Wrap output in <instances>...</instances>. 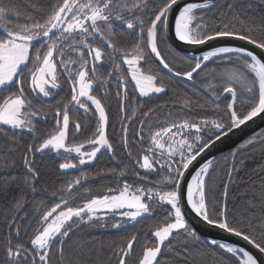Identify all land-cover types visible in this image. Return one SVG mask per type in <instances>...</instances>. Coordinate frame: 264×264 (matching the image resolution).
I'll use <instances>...</instances> for the list:
<instances>
[{
	"label": "snow or ice",
	"instance_id": "obj_1",
	"mask_svg": "<svg viewBox=\"0 0 264 264\" xmlns=\"http://www.w3.org/2000/svg\"><path fill=\"white\" fill-rule=\"evenodd\" d=\"M260 2L264 4V0ZM216 6L217 0H51L49 10L43 15H25L23 22L12 23L8 19L10 14L20 16L21 13L11 6V0H0V132L4 131L2 126H7L13 137L23 132L32 134V142L26 145L23 157L26 168L23 182L31 186L32 192L37 190L33 182L39 176L34 166L37 153H54L62 158L63 162L58 164L62 174L91 164L102 150L116 159L115 148L106 131L108 113L102 99L95 94L94 84L105 88L110 83L109 77L115 76L118 89L124 90V99L128 97V84H134L133 91L138 92L140 97L151 98L166 93L168 86L163 83L164 75L160 71L153 74L151 69L147 73L142 70L141 62L149 57L158 61L170 78L190 82L196 91L200 90L196 77L208 68L210 62L239 61L240 65L225 67L222 72L216 73L220 77L219 85L211 81L202 85L204 92L214 98L212 103L216 109L221 104L225 105L226 122L223 117L211 121L202 119L199 123L187 119L173 120L147 134L148 146L134 160V166L144 170L145 175L142 176L139 171L135 175L141 181H147L148 175L156 174L159 179L148 181L154 187L134 188L125 180L122 187L118 185L108 189L104 195L91 196L82 205L70 206L69 194L89 178L81 171L75 179L51 192L52 197L59 195V202L43 212L40 227L30 239V247L19 239L20 228L16 217L9 221L2 264H52L53 256L57 264H65L64 246L71 238L70 234L79 231L82 225L105 227L109 217L118 215L120 220L111 226L119 229L125 223L153 216L157 207L170 206L165 221L152 232L155 245L145 247L137 261V264H164L166 252H175L173 241L177 237H184L180 246L185 252H188L185 247L187 242H201L200 236L185 219V197L191 212L202 221L242 238L264 254V218L257 224L249 220L243 227L232 224L227 206L228 183L224 184L222 199L210 208L207 177L212 161L205 162L191 176L183 191L181 187L185 172L198 156L234 129L264 114V58L253 50L225 44L199 55H187L182 57L190 64L186 71L178 70L162 54L159 45L168 40L170 17L173 18L171 30L175 39L183 44L202 46L216 40L234 39L253 45L264 54V31L259 37L255 35L257 25L246 20V14L242 16L235 11V0L227 4V13L231 15L221 16L215 30H210L206 15ZM235 22L247 26L235 30ZM121 26L134 35L130 47H119L116 42L117 29ZM259 27L264 29V25ZM172 50L169 46V51ZM105 64L109 65L107 75L98 74ZM121 65L126 66L127 75L122 72ZM58 66L64 70L72 85L71 98L62 108L57 106L53 110L44 105L49 103L48 98L54 95V90L60 88ZM26 81L29 82L28 89L24 86ZM29 91L33 94L31 97ZM117 96H121L119 90ZM124 99L120 104L121 113H125ZM182 104L188 106L189 100H182ZM73 110L77 115L70 117ZM50 111L54 113L55 125L44 136H38L35 121L44 119ZM152 111L142 113L145 119L139 121L140 127L134 133L137 139L133 143L143 144L145 129L151 130L148 117ZM135 117L133 110L131 116L123 118L135 122ZM81 120L84 129L91 134L76 142L79 139L76 134L83 135ZM122 132L121 148L132 159L127 125ZM258 139L264 143V137ZM256 142L257 138H250L244 147ZM86 146L88 150H85ZM108 171L117 175L116 169ZM234 171L235 167L228 172L229 182H232ZM125 174L126 171L121 170L118 177ZM260 191L264 195V184H261ZM22 206V199L16 201L17 210ZM252 233H258L259 238ZM136 239L133 236L126 246L118 249L117 264H126ZM204 243L222 250L225 253L223 259L229 260L230 264H258L257 258L244 248L215 238ZM80 247L83 248L82 245ZM67 264H72V261L67 260Z\"/></svg>",
	"mask_w": 264,
	"mask_h": 264
},
{
	"label": "trees",
	"instance_id": "obj_2",
	"mask_svg": "<svg viewBox=\"0 0 264 264\" xmlns=\"http://www.w3.org/2000/svg\"><path fill=\"white\" fill-rule=\"evenodd\" d=\"M50 2L51 0H11V6L18 10L21 15L17 16L13 13L10 14L8 19L10 22L15 23L23 22L25 15H43L49 10ZM229 2L230 0H219L217 6L207 13L206 23L210 30H215L221 16L231 15L227 13ZM235 11L242 16L246 14L245 19L257 25L255 35L259 37L261 32L264 31L259 27L264 25V4L260 0H235ZM246 26H241L238 22L234 23L235 30H240L241 27ZM116 42L119 47H130L134 42V35L124 31L123 26H121L117 29ZM169 46L171 45L168 41H162L159 45L165 58L171 61L178 70H189L190 64L182 58L186 55L172 46L173 50L170 52ZM232 66L239 67V61L216 64L210 62L208 68L199 77H196L197 83L202 88L196 91L190 83L170 78L167 72L153 58L149 57L146 61L141 62L142 70L147 73L151 69L153 74L160 71L164 75L163 83L168 86L166 93L153 95L151 98L140 97L138 92L133 91L134 84H128V97L124 99V90L118 89L115 76L109 77L110 83L105 88H100L97 83L95 94L102 99L108 113L107 135L115 148L116 159L112 158L111 153L103 151L93 163L62 174L58 168V164L63 162L62 158L57 157L54 153H37L34 166L39 176L33 182L37 189L36 192H32L31 186L23 182L26 173L23 157L26 145L32 142V134L23 132L13 137L12 131L3 127L4 131L0 132V264L5 260L4 240L9 233V221L16 217V223L20 228L19 239L30 247V239L35 230L40 227L43 212L50 210L55 203L59 202V195L52 197L51 192L75 179L81 171L87 173L89 178L82 181V184L76 186L69 194L71 197L69 200L70 205L77 204V202H81L95 194H102L103 191H108L110 188L114 189L118 185L122 187L125 180L133 184V187L139 186L140 183V186L143 187L155 186L148 181L159 179L156 174L148 175L147 181H141L135 175L137 171L142 176L145 175L144 170L134 166V160L139 158L144 149L147 148L149 143L147 134L150 131L167 126L173 120L183 121L187 119L199 123L202 119L211 121L223 117L226 122L227 117L224 116L225 105L221 104L220 108L216 109L212 103V98L204 92L202 85L207 84L209 81L219 85L221 83L220 77L215 74L222 72L225 67ZM121 69L127 75L126 66L121 65ZM108 70L109 65L105 64L98 74L106 76ZM58 74L60 88L54 91L52 97L48 98L49 103L44 105L45 108L53 110L57 106L62 108L63 104L70 101L72 85L64 70L59 66ZM127 79L130 80V76ZM24 86L28 89L29 82L26 81ZM118 90L121 92L119 97L117 96ZM105 92L107 95H105ZM28 94L30 97L33 95L30 91ZM122 99H124L125 113L120 111ZM184 99L189 100L188 106L182 104ZM150 109L153 110L148 117L151 122V130L145 129L146 136L143 144L133 143L132 141L137 139L134 133L140 127L139 121L145 119L142 113ZM133 110L136 112L135 122L123 118L125 115L131 116ZM53 114L50 111L44 119L35 121L38 136H44L52 130L55 125ZM75 115H77L75 110L70 112V117ZM81 122L83 135L77 133L79 139L76 142L83 141L91 134L90 131L84 129L82 120ZM125 125L128 126L127 137L133 153L132 159L121 148L122 128ZM71 130L72 125H70V133ZM259 137H264V127L250 135L235 149L219 156L212 163L207 177V199L210 208L222 199L224 184L228 183V215L230 222L237 227H243L249 220L257 224L264 218V195L260 191L261 184H264V143L259 141ZM250 138H257V142L245 148L244 145ZM69 139H72L71 135ZM207 139L208 136L206 135L205 140ZM125 166H127L126 169ZM233 167L236 171L232 173V182H229L228 172ZM109 169H116L117 175L110 173ZM121 170H125L126 174L123 177H118ZM21 199L23 200V206L17 210L15 203ZM169 207H157L154 209L153 216L139 219V222L125 223L119 229L111 226L119 221L118 216L109 217L106 220L105 227L82 225L79 231L70 234L71 238L64 246L65 264H67V260H71L72 264H117L116 253L118 249L126 246L133 236L137 239L133 243L132 254L126 258V264H137L144 248L155 245L156 240L152 236V232L165 221ZM245 230L247 231V228ZM252 234L259 238L258 233ZM200 238V243L187 242L185 247L188 248V252H185L184 247L180 246L184 242V237H177L173 241L175 252H166L164 264H230L229 260L223 259L225 253L222 250L215 246H209L204 243L206 239L201 236ZM81 245L83 248L80 247ZM176 253H179V255ZM52 264H57L55 256H53Z\"/></svg>",
	"mask_w": 264,
	"mask_h": 264
},
{
	"label": "water",
	"instance_id": "obj_3",
	"mask_svg": "<svg viewBox=\"0 0 264 264\" xmlns=\"http://www.w3.org/2000/svg\"><path fill=\"white\" fill-rule=\"evenodd\" d=\"M186 2H191V0H186ZM169 20H170V31L167 41L170 43V45L173 48H175L177 51L181 52L186 56L199 55L201 52L207 51L210 48L228 44L234 46H241L249 50H253L255 54H257L258 56H262V58H264V54L261 53V50L255 49L253 45H248L246 42L234 40V39L216 40L202 46H192V45L183 44L175 39L174 32L171 30L173 24V18L170 17ZM156 62L159 64L158 61ZM175 79L182 80L179 78H175ZM197 87L199 89H202L198 83H197ZM208 95H210V93H208ZM263 127H264V114H262L260 117L254 118L252 121L247 122L245 125L241 126L240 128L234 129L233 132H231L228 136L222 137L213 146L205 150V152L202 153L200 156H198L197 160L194 161L193 164L189 167V169L185 172L184 180L181 186L182 191L186 188V184L190 182L191 176L194 175L195 172L205 162L212 161L213 163L219 156L223 155L228 151L235 149L241 142L245 141L250 135L256 133L258 130L262 129ZM183 211L185 213V219L187 223L204 239L211 240L215 238L218 241L227 242L234 246L244 248L246 251L250 252L252 255H254L257 258L258 264H264V254L259 253L258 249L248 244L242 238L236 237L218 228L209 226L206 222L202 221L193 212H191L190 206H188L186 203V197L184 200Z\"/></svg>",
	"mask_w": 264,
	"mask_h": 264
},
{
	"label": "rangeland",
	"instance_id": "obj_4",
	"mask_svg": "<svg viewBox=\"0 0 264 264\" xmlns=\"http://www.w3.org/2000/svg\"><path fill=\"white\" fill-rule=\"evenodd\" d=\"M59 82V81H58ZM95 86H96V84H94V88H95ZM57 90V89H56ZM55 91V90H54ZM90 103V102H89ZM70 125H72L71 124V122H70ZM2 127H6V128H8L7 126H2ZM107 131V130H106ZM193 132H194V130H193ZM85 150H88L87 149V146H86V148H85ZM104 150H102V152H103ZM101 153H98V156L100 155ZM97 156V157H98ZM94 162V161H93ZM92 162V163H93ZM72 170H75V169H72ZM68 171H71V170H68ZM141 184V183H140ZM140 184H139V186H140ZM137 187V186H136ZM147 187H149V186H147ZM151 187V186H150ZM152 187H154V186H152ZM135 188V187H134ZM107 193V191H103L102 192V194L100 193V194H95V195H93V196H97V195H104V194H106ZM89 198H91V197H89ZM89 198H86L85 200H83V201H81V202H77V204H74V205H70V206H78V205H82V203H84L87 199H89ZM59 211V210H58ZM118 216V215H117ZM119 217V216H118ZM119 220H120V217H119Z\"/></svg>",
	"mask_w": 264,
	"mask_h": 264
}]
</instances>
